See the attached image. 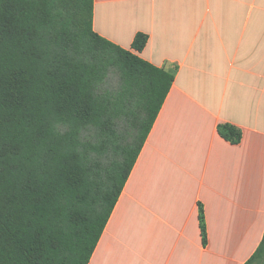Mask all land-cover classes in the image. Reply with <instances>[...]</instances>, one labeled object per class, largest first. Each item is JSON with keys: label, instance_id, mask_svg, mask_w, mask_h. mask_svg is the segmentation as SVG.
<instances>
[{"label": "trees", "instance_id": "16d2710c", "mask_svg": "<svg viewBox=\"0 0 264 264\" xmlns=\"http://www.w3.org/2000/svg\"><path fill=\"white\" fill-rule=\"evenodd\" d=\"M94 5L0 0V264L89 263L174 82L97 33ZM199 222L207 244L201 204Z\"/></svg>", "mask_w": 264, "mask_h": 264}, {"label": "crops", "instance_id": "0c3cea01", "mask_svg": "<svg viewBox=\"0 0 264 264\" xmlns=\"http://www.w3.org/2000/svg\"><path fill=\"white\" fill-rule=\"evenodd\" d=\"M93 26L175 79L88 264H245L264 236V0H95Z\"/></svg>", "mask_w": 264, "mask_h": 264}]
</instances>
